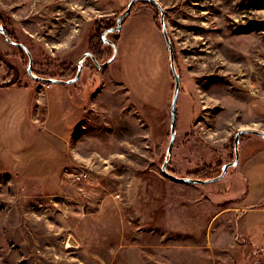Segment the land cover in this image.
<instances>
[{
    "label": "rangeland",
    "instance_id": "obj_1",
    "mask_svg": "<svg viewBox=\"0 0 264 264\" xmlns=\"http://www.w3.org/2000/svg\"><path fill=\"white\" fill-rule=\"evenodd\" d=\"M129 1L0 0V14L30 50L32 73L49 78L55 62L88 52L95 21H116ZM156 1L180 76L166 169L214 178L234 159L237 131L264 134V0ZM125 18L114 60L95 68L85 58L66 88L80 120L61 152L30 140L29 105L35 89L67 85L30 78L0 34V264H264V140L243 134L238 164L218 182L166 177L174 79L159 11L136 2ZM103 49L98 63L112 56ZM46 114L43 128L57 130L59 107Z\"/></svg>",
    "mask_w": 264,
    "mask_h": 264
},
{
    "label": "water",
    "instance_id": "obj_2",
    "mask_svg": "<svg viewBox=\"0 0 264 264\" xmlns=\"http://www.w3.org/2000/svg\"><path fill=\"white\" fill-rule=\"evenodd\" d=\"M136 2L152 3L153 5L156 6V8L159 11V23H160V27H161V33H162L163 39L165 41L166 49H167L168 56H169V66H170L171 74H172L173 79H174V87H173V93H172V98H171V103H170V131H169V144H168V148L166 151L167 159H165V161L163 162V164L161 166V171L166 177H168V178H170L176 182H183V183H187V184H198V185L218 182L219 180H221L225 176L228 169L233 168L238 164L240 136L243 134H252V135H256V136H258L264 140V134L258 130H254V129L253 130H239V131H237L235 136H234V141H233L234 159L230 162L225 163L221 167L220 174L214 178L201 180V179H197V178L178 177V176L168 172V170L166 169V165L170 160L171 152H172V148H173V144H174L175 136H176V117H177L176 108H177V99H178L179 86H180V76L176 72L174 51H173L172 42L168 36V32L166 29V25H165V21H164V12L156 0H130L125 11L122 12L117 17L116 25L114 27L107 29L106 31H104L101 34V40L103 41V43L106 46L107 45L111 46V48H112L111 58H109L107 61H105L103 63H98L96 58L91 53L85 52L79 58L78 62L76 63L77 71H76L75 76L69 80H58V79H53V78H42V77L35 76L32 73V55L26 49V47L24 45H22L21 43L12 42L8 38L6 32L3 30V28L1 26H0V34L4 37V39L6 40L7 43L13 44L16 47L21 48L27 54L28 63H27L26 70H27V73H28L30 78H32L33 80H36V81H40L42 83H46V84H71V83H75L79 79L81 71H82V67H83V61L85 58H89L96 65L97 68L103 67V66L111 63L114 60V58L116 57V53H117V47L109 39H106L105 35L109 34V33H116V32L120 31L121 26H122V20L130 13L132 6Z\"/></svg>",
    "mask_w": 264,
    "mask_h": 264
},
{
    "label": "crops",
    "instance_id": "obj_3",
    "mask_svg": "<svg viewBox=\"0 0 264 264\" xmlns=\"http://www.w3.org/2000/svg\"><path fill=\"white\" fill-rule=\"evenodd\" d=\"M58 85H67L62 86L64 87V90L60 94L58 92L49 95L46 94V91L38 92L36 91L37 89L34 90L35 92H33L29 109H33V113H31L32 117L30 118V122L34 123L33 126L35 128H33V132L29 133V138L33 141L41 139V141H43L46 146L57 147L59 152H61V150H63V148H65L66 145L69 144V141L72 138V132L73 130H75V127L78 124L77 122L80 120V118H75V110L79 109L81 106L79 104V101L76 100L74 96H72V93L66 89L67 87H69V84ZM81 93L82 92H75V94H77V99L79 98ZM100 95L102 94L100 93L99 96ZM72 98L75 99L74 102H69L70 99L72 100ZM15 103L19 104L18 97L17 102L12 103V106ZM50 107H59V111L61 112V114H59L60 125L58 128H56L57 130H54L53 132L50 130H47L46 132V128H43V126L46 127V123L50 122V116L46 114V110L49 111ZM41 109L43 110V114L40 115L39 112ZM72 109L74 110V112H71ZM67 115L69 118L66 117ZM66 118L68 120H66ZM38 121H40L39 123L41 124L39 126L36 125ZM40 126H42L43 130L38 129ZM261 143L262 142L259 141L256 142V144L262 145V147L264 148V144ZM34 146H37V142L34 143Z\"/></svg>",
    "mask_w": 264,
    "mask_h": 264
},
{
    "label": "trees",
    "instance_id": "obj_4",
    "mask_svg": "<svg viewBox=\"0 0 264 264\" xmlns=\"http://www.w3.org/2000/svg\"><path fill=\"white\" fill-rule=\"evenodd\" d=\"M145 3H149V2H145ZM151 5H153L152 3H149ZM155 8L156 6L153 5ZM126 18H124L122 20V23H124ZM102 21H106L105 24H103V27H99V26H102V24H98L99 22L95 21L94 22V26H93V31H94V35L90 38L89 42H88V52H90L97 60H100L103 56V54L105 53L104 51V47H106V45L103 43V41L101 40V37H100V32L102 31H106L107 29L111 28L112 25L109 26V24H112L114 23L113 21H115V17H111V18H104L101 19ZM100 20V21H101ZM115 24H116V21H115ZM0 25L2 26L3 29L6 30V32L8 34H10L11 38L15 39L16 37L14 36L15 35V31L11 28V25H10V22L8 19L6 18H3L0 14ZM99 25V26H98ZM109 26V27H108ZM110 34V35H109ZM108 35L111 36V38H109V40L114 44V45H118L119 44V41H120V38L117 34L115 33H109ZM91 62V66L92 67H96V65L92 62ZM50 63V62H49ZM59 65V67L57 66L55 69L57 70L58 73H54L52 75H46V77H49V78H53V79H58V80H69L71 78H73L76 74V71H77V65L76 63L73 64V63H65V62H55ZM39 75V76H38ZM37 76L38 77H42V78H45L44 75L41 76V74H38ZM243 135L240 136V140L242 139ZM232 149L231 148V151L229 152V156L232 155ZM222 167V166H221ZM209 168H208V172H203V176L202 175H188L187 177L188 178H197V179H201V180H206L210 177H213L209 174Z\"/></svg>",
    "mask_w": 264,
    "mask_h": 264
},
{
    "label": "flooded vegetation",
    "instance_id": "obj_5",
    "mask_svg": "<svg viewBox=\"0 0 264 264\" xmlns=\"http://www.w3.org/2000/svg\"><path fill=\"white\" fill-rule=\"evenodd\" d=\"M1 26V25H0ZM2 27V26H1ZM5 32H6V30L5 29H3ZM6 34H7V36H8V38L12 41V42H15V43H21V42H19L18 41V39L17 38H15V39H13V38H11V36H10V34H8L7 32H6ZM2 36V35H1ZM4 38V37H3ZM6 41V40H5ZM9 45H11V46H14L13 44H10V43H8ZM22 45H24L23 43H21ZM25 47H26V49L30 52V50L28 49V47L26 46V45H24ZM16 47V46H15ZM17 48V51H18V56L19 57H22V58H24V60H25V57L27 58V54L21 49V48H18V47H16ZM21 54H20V53ZM90 53V52H89ZM30 54H31V52H30ZM24 57H23V56ZM18 56H17V58H18ZM7 57H8V55L6 54L5 56H4V54H2V53H0V61L3 59V60H5V61H8L7 60ZM90 60V59H89ZM27 61H28V58H27ZM91 61V60H90ZM10 63H12V62H10ZM66 63V62H65ZM13 64V63H12ZM83 68V67H82ZM79 80V79H78ZM77 80V81H78ZM19 81H20V78H18V76H16L14 79H10L9 80V84H11V85H18L19 84ZM76 81V82H77ZM75 82V83H76ZM71 84H74V83H71Z\"/></svg>",
    "mask_w": 264,
    "mask_h": 264
},
{
    "label": "bare ground",
    "instance_id": "obj_6",
    "mask_svg": "<svg viewBox=\"0 0 264 264\" xmlns=\"http://www.w3.org/2000/svg\"><path fill=\"white\" fill-rule=\"evenodd\" d=\"M71 244H72V242H71Z\"/></svg>",
    "mask_w": 264,
    "mask_h": 264
},
{
    "label": "built area",
    "instance_id": "obj_7",
    "mask_svg": "<svg viewBox=\"0 0 264 264\" xmlns=\"http://www.w3.org/2000/svg\"><path fill=\"white\" fill-rule=\"evenodd\" d=\"M81 175V174H80Z\"/></svg>",
    "mask_w": 264,
    "mask_h": 264
}]
</instances>
